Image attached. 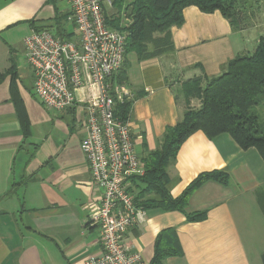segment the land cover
Segmentation results:
<instances>
[{
	"label": "crops",
	"instance_id": "obj_1",
	"mask_svg": "<svg viewBox=\"0 0 264 264\" xmlns=\"http://www.w3.org/2000/svg\"><path fill=\"white\" fill-rule=\"evenodd\" d=\"M101 5L105 17L114 15L113 7ZM68 13V0H0V264H84L100 254L99 229L90 219L100 191L80 149L86 131L79 101L86 91L78 90L79 101L63 111L44 109L33 95L23 46L31 31L75 40ZM182 18L169 31L171 52L124 58L121 84L129 97L117 106L130 103L125 120L143 166L186 109L181 84L219 75L235 56L253 53L264 36L260 21L237 30L218 11L188 6ZM193 105L199 101L191 99ZM212 171L225 173L226 184L204 182L182 211L141 207L144 220L125 234L129 251L150 264L158 241L160 249L175 252L161 264H262L263 160L228 135L208 139L195 132L168 169L170 196L179 197L198 175ZM127 186L133 197L144 189L133 178ZM192 213L205 218L188 221Z\"/></svg>",
	"mask_w": 264,
	"mask_h": 264
},
{
	"label": "built area",
	"instance_id": "obj_2",
	"mask_svg": "<svg viewBox=\"0 0 264 264\" xmlns=\"http://www.w3.org/2000/svg\"><path fill=\"white\" fill-rule=\"evenodd\" d=\"M68 3L75 40L48 30L31 31L23 39L34 76L33 95L47 111L60 112L79 101L78 90L86 91L79 101L84 104L86 131L80 149L100 191L99 203L90 211L99 229L100 254L89 256L84 264H146L125 243L126 232L144 220L127 186L128 179L144 174V166L134 153L128 123L115 116V107L129 95L111 80L122 70L126 35L106 22L101 4L112 7V0Z\"/></svg>",
	"mask_w": 264,
	"mask_h": 264
},
{
	"label": "trees",
	"instance_id": "obj_3",
	"mask_svg": "<svg viewBox=\"0 0 264 264\" xmlns=\"http://www.w3.org/2000/svg\"><path fill=\"white\" fill-rule=\"evenodd\" d=\"M188 6L203 13L218 11L237 30L264 19V9L256 0H112L115 13L105 18L110 27L125 33V55L135 53L139 58H150L171 52L170 28L182 25V11ZM124 73V69L120 70L111 80L123 83ZM2 78L0 75V81ZM181 91L186 109L174 126L166 128L158 148L144 160V174L133 177L144 185L134 197L137 207L182 211L189 196L204 182L226 184L223 172L202 173L179 197L170 196L168 169L174 164L180 146L195 132H202L208 139L228 135L240 149L256 150L264 162V132L255 108L264 97V36L259 37L253 53L235 56L217 76L184 81ZM191 99L199 101L198 107L188 106ZM129 104L116 106L115 116L125 120ZM204 218L205 213L187 215L191 222ZM174 253L160 249L157 241L150 264H161L163 258ZM261 262L264 264V251Z\"/></svg>",
	"mask_w": 264,
	"mask_h": 264
},
{
	"label": "rangeland",
	"instance_id": "obj_4",
	"mask_svg": "<svg viewBox=\"0 0 264 264\" xmlns=\"http://www.w3.org/2000/svg\"><path fill=\"white\" fill-rule=\"evenodd\" d=\"M128 1V0H127ZM256 1H259V5L261 6L262 9H264V0H256ZM255 6H256V3H254ZM260 9V8H259ZM262 15H263V12L261 11ZM260 19V18H259ZM261 25L264 24V19L260 21ZM259 31V30H257ZM195 103H197L196 101H194ZM198 104V103H197ZM196 104V106H197ZM184 106V105H183ZM195 105L192 106V108L196 107ZM255 108L257 109V115L259 117V125H260V128L261 130H263L264 132V97H261L259 103L257 104V106H255ZM253 108V109H255Z\"/></svg>",
	"mask_w": 264,
	"mask_h": 264
}]
</instances>
